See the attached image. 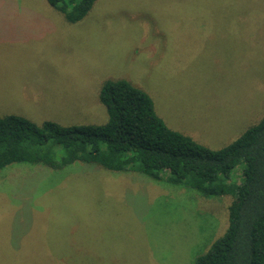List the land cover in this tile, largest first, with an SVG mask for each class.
Wrapping results in <instances>:
<instances>
[{"label":"rangeland","instance_id":"1","mask_svg":"<svg viewBox=\"0 0 264 264\" xmlns=\"http://www.w3.org/2000/svg\"><path fill=\"white\" fill-rule=\"evenodd\" d=\"M117 78L168 127L229 143L264 114V0H95L74 23L46 0H0V117L102 124L99 89ZM232 198L82 161L10 163L0 264H193Z\"/></svg>","mask_w":264,"mask_h":264},{"label":"trees","instance_id":"2","mask_svg":"<svg viewBox=\"0 0 264 264\" xmlns=\"http://www.w3.org/2000/svg\"><path fill=\"white\" fill-rule=\"evenodd\" d=\"M65 20H81L95 0H46ZM102 124H37L0 117V169L27 161L62 169L74 161L134 171L205 196L231 194L224 232L193 264H264V114L229 143L212 149L155 113L149 94L123 78L106 79ZM238 168V180L231 172Z\"/></svg>","mask_w":264,"mask_h":264}]
</instances>
